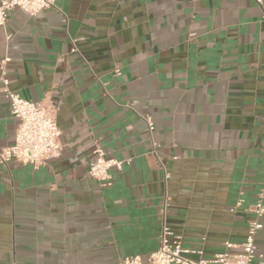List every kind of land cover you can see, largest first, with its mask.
I'll use <instances>...</instances> for the list:
<instances>
[{
    "label": "crops",
    "instance_id": "1",
    "mask_svg": "<svg viewBox=\"0 0 264 264\" xmlns=\"http://www.w3.org/2000/svg\"><path fill=\"white\" fill-rule=\"evenodd\" d=\"M4 56L11 90L57 105L62 148L0 164V264L145 257L163 223L190 259L241 252L264 191V0H57L10 13ZM1 85L3 147L18 119ZM97 138L122 161L109 186L87 174Z\"/></svg>",
    "mask_w": 264,
    "mask_h": 264
},
{
    "label": "built area",
    "instance_id": "2",
    "mask_svg": "<svg viewBox=\"0 0 264 264\" xmlns=\"http://www.w3.org/2000/svg\"><path fill=\"white\" fill-rule=\"evenodd\" d=\"M57 0H0V27H5L10 13L14 10H22L28 15L55 7ZM183 1V0H180ZM261 3L262 0H254ZM9 39V34H6ZM71 51L77 52L75 41L71 40ZM8 57L0 59L1 91L7 98L12 116L18 119L15 137L10 145L0 147V164L10 160L21 163H29L33 168H38L47 160L60 154L62 144L61 131L56 123L57 105L51 99L33 101L20 96L8 87V79L5 75ZM146 122V130L150 134L153 131V122L149 116L143 117ZM151 140L152 151H156L157 145ZM94 159L89 164L87 174L97 180L101 186H109L112 183L111 168L120 170L122 161L109 157L100 144V139L93 141ZM167 176V174H165ZM264 191L261 190L253 205V218L249 221L245 240L241 244V252L229 253L227 248L230 242H225V250L215 254L211 258L201 255L198 259H190L185 254L188 252L199 253L201 250H190L182 246L181 236L173 233L163 223L159 232V245L157 249L143 257L140 254L120 256L115 264H264V256L257 253L255 244L256 233L263 227L264 218ZM240 200L236 205L240 204ZM166 207V201L164 207ZM256 256L258 257L256 259Z\"/></svg>",
    "mask_w": 264,
    "mask_h": 264
}]
</instances>
